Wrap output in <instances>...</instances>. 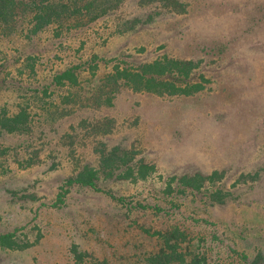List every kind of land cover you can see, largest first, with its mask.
I'll list each match as a JSON object with an SVG mask.
<instances>
[{"label": "rangeland", "instance_id": "1", "mask_svg": "<svg viewBox=\"0 0 264 264\" xmlns=\"http://www.w3.org/2000/svg\"><path fill=\"white\" fill-rule=\"evenodd\" d=\"M174 1L124 0L117 16L63 41H52L50 29L34 42L0 35L1 76L25 89H0V118L26 107L38 124L55 95L43 91L55 72L89 66L74 88L55 91L60 99L73 89L85 94L71 121L39 123L32 138L0 129V264H95L115 250L120 260L134 232L119 222L111 227L118 207L135 209L128 223H179L211 260L264 264V0ZM167 57L200 61L190 81L203 73V87L158 94L123 86L111 103L98 108L89 99L85 106L104 75ZM84 116L93 124L105 117L108 132L78 125ZM100 142L117 164L135 163L129 177L98 167ZM141 161L150 166L147 177L134 178ZM86 164L105 190L72 188L56 204L64 180ZM197 174L209 176L200 190L177 186Z\"/></svg>", "mask_w": 264, "mask_h": 264}, {"label": "trees", "instance_id": "2", "mask_svg": "<svg viewBox=\"0 0 264 264\" xmlns=\"http://www.w3.org/2000/svg\"><path fill=\"white\" fill-rule=\"evenodd\" d=\"M123 2L124 0H0V35L4 37L21 36L28 42H34L42 32L50 29L52 41H63L68 35H72L77 30L84 29L99 20H107L111 16H117ZM29 56L30 54L27 55V57ZM100 59L102 58L95 54L91 61L97 66ZM199 64L200 61L195 63L194 60L167 57L164 60L143 63L136 71H131L126 66L118 67L114 72L98 79L96 88L91 90L92 97L84 96L83 99L87 101L93 99L95 107H103L106 102H112L123 86L137 92L192 94L203 87L201 84V81L204 80L203 73L200 74L201 77L198 81L194 83L190 81L193 79V69ZM88 67L84 62L74 63L55 72L50 82L43 87L46 90H43L46 95L49 89L52 90V95H55L51 96L53 98H50L48 104L42 105L43 112L40 115L44 116V119L39 120L38 124L32 117L31 112L23 107L3 113L0 118V129L14 136L32 138V135L36 133V128L39 127V123L51 126L65 120L66 117L71 121L72 116L76 114L74 106L79 103L77 100L85 94L80 93L79 90L76 92L73 89V91L70 90L71 93H67L69 97L63 96L60 99L55 91L58 92L66 85L74 88L79 83L80 77L89 69ZM1 71H4V68L0 69V89H10L12 92H16L17 95L25 90L24 86L15 79L5 81L7 77H2L1 73L3 72ZM44 101L46 103V98ZM90 103L89 101L88 103L85 102V106H90ZM90 124L94 126L96 133L108 132L105 126V117L96 124H93L87 116L81 117L78 121V125L81 126L86 127ZM70 125L71 129H75L73 123ZM40 132L43 133V131ZM66 133L68 134L69 131H66ZM68 136H71V133ZM100 144L103 147L99 150L101 156L97 160L98 167L103 169L104 172H110L108 175H112L113 172L116 173L115 176L118 179L129 177L135 169V163H126V166L117 164V160L110 157L112 153L105 149V142H100ZM29 147L30 145H28ZM8 151L2 152V155L5 156ZM15 154L19 156L18 150L15 151ZM36 161L40 160L37 159ZM141 162L139 176H134V178L147 177L146 173L150 166L143 161ZM80 165L78 166L80 167ZM127 170L130 171L127 172ZM101 177L98 170L90 164L82 166L78 171L76 170L75 175L64 180L61 185L63 192L61 190L58 193L56 204L66 203V193H70L72 188L88 187L97 191H104L105 189L102 188L104 182ZM208 177L199 174L190 177L183 176L177 182V186L200 190L206 184L205 181ZM215 200L222 202L223 198L216 196ZM137 206L140 209H147L145 205L140 203ZM129 209L120 210L119 207L115 208L112 210V215L108 217L112 228L116 222H119V225H127L125 227L126 231L130 229L134 232V235L130 237L129 242L126 244V246H129V250L121 255L123 257L120 260L115 259L117 257V251L115 250L113 251V259L105 255L103 259L97 260L96 258L95 264H246L236 260L225 262L211 260L203 248L202 240L190 234L179 223L159 226V224L141 223L138 218H134L128 223L130 213L135 210L132 208L129 211ZM7 236L10 237V235ZM0 240L4 243L5 237H0ZM77 257L80 260L83 259L82 255Z\"/></svg>", "mask_w": 264, "mask_h": 264}]
</instances>
